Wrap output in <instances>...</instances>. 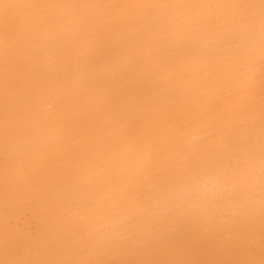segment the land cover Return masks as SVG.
<instances>
[{"label":"bare ground","instance_id":"obj_1","mask_svg":"<svg viewBox=\"0 0 264 264\" xmlns=\"http://www.w3.org/2000/svg\"><path fill=\"white\" fill-rule=\"evenodd\" d=\"M0 264H264V0H0Z\"/></svg>","mask_w":264,"mask_h":264}]
</instances>
